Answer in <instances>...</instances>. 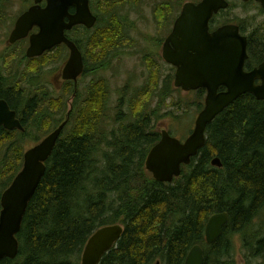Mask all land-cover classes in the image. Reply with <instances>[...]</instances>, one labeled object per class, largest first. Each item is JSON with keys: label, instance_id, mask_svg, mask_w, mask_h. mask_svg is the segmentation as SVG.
<instances>
[{"label": "trees", "instance_id": "trees-1", "mask_svg": "<svg viewBox=\"0 0 264 264\" xmlns=\"http://www.w3.org/2000/svg\"><path fill=\"white\" fill-rule=\"evenodd\" d=\"M129 2L90 0L95 26L67 34L82 53L84 72L76 87L65 84L53 114L46 116L49 108L42 103L34 115L39 104L27 97L39 87L35 78L27 77L26 69L9 68L10 74L19 73L27 81L21 94L4 89L0 99L16 113L24 131L0 130V179H5L0 196L21 169L30 144L69 118L16 235L18 255L0 264H78L89 236L112 224L124 231L99 264H184L188 251L203 244L209 216L223 212L228 223L221 236L205 246L204 264H234L229 237L236 234L243 235L250 263L263 257L264 238L259 237L264 234V101L250 94L239 97L207 126L204 147L180 178L170 185L152 181L144 160L159 141L158 119L152 125V118L171 98L170 80L161 90L158 63L147 57L145 84L133 89L129 80L107 111V79L102 77L130 48V28L122 18ZM170 13L169 2H163L154 9V18L168 19ZM240 30L249 34L245 68L251 70L264 61V24L252 30L245 24ZM57 50L64 58L65 47ZM134 90L139 91L136 96ZM194 94L203 97L204 91ZM150 100H155L154 106ZM215 157L221 169L211 167ZM259 217L263 226L255 228Z\"/></svg>", "mask_w": 264, "mask_h": 264}, {"label": "water", "instance_id": "water-1", "mask_svg": "<svg viewBox=\"0 0 264 264\" xmlns=\"http://www.w3.org/2000/svg\"><path fill=\"white\" fill-rule=\"evenodd\" d=\"M46 3L44 9L39 4ZM248 2L250 0H242ZM264 9V0H254ZM33 6L16 23L9 37L10 43L25 38L34 26L39 28L30 37L27 50L29 58L39 57L44 52L64 45L68 60L62 70L63 81H76L83 71L82 57L76 46L64 32L74 26L91 29L96 18L89 9V0H34ZM224 0H202L199 4L186 3L176 19L173 29L162 48V58L175 68L174 87L183 92L204 89V107L195 120L192 134L183 144L162 132L160 142L149 152L146 169L158 181L172 180L179 174L181 164H188L204 144V131L212 120L228 108L239 96L251 94L258 101H264V62L252 71L244 70L247 60V39L239 35L237 26L225 25L212 32L209 21L219 10L227 8ZM73 9V13L70 10ZM260 84H256V82ZM220 88L224 91L219 92ZM63 123L38 146L24 154L21 171L6 189L0 199V261L14 259L18 254L19 233L23 216L45 172L44 163L58 139ZM0 128L22 130L13 111L0 101ZM221 167L218 158L212 162ZM227 222L225 214L212 216L205 229L208 243H213L221 234ZM123 229L118 226L104 227L96 231L87 241L81 257V264H98L101 257L119 240ZM199 248L189 252L184 264H203Z\"/></svg>", "mask_w": 264, "mask_h": 264}, {"label": "rangeland", "instance_id": "rangeland-1", "mask_svg": "<svg viewBox=\"0 0 264 264\" xmlns=\"http://www.w3.org/2000/svg\"><path fill=\"white\" fill-rule=\"evenodd\" d=\"M164 1H169L171 7L175 9L177 5L181 6L184 2H197L199 0H130L129 5H127L124 10L125 14L122 15L124 23L126 22L130 28V48L122 57H120V60L113 62L112 67H110L104 75L108 80L105 81L109 95L107 111H111L114 108L118 91L129 80L132 83L133 89H138L145 84L148 76V73L145 72V58L151 57L156 63H158L159 58H161L160 51H162L164 40L169 34L166 30L167 18L166 20H157L153 16V11L157 4ZM229 1L232 3L230 10L227 13L220 14L218 21H213V26L226 24L228 20H233L234 23L239 22L241 24L250 22L252 28L264 24V14L260 13L254 5H244L240 3L239 0ZM31 3L32 0H0V56L5 52L7 38L12 29L13 22L20 13L31 5ZM15 50L16 48L11 50V52H14ZM57 54H60L58 58L63 56L62 51H58ZM67 59L68 56L62 64H53L51 61H44L42 69L39 72L36 71L32 74L39 75L40 77H38V79L46 84L48 88L57 91L61 86L59 80L60 73L66 64ZM2 67V60H0V68ZM89 69H91V66ZM101 69L102 68L99 70ZM158 70V86L161 90L164 87H168L167 79H169L173 93L171 94V98L166 101L165 105L158 112V117L152 118V125L157 119L159 120L162 117L157 122L158 131L160 128H166L174 137L184 139L188 135V133H186L187 127L189 126L190 130L193 128L194 120L198 113L197 109H199L197 108V105H202L204 97L197 98L195 94L183 93L180 90L175 92L173 87L174 72H172L164 63L163 65L161 63L159 64ZM96 73L90 72L89 74L94 75ZM56 76H58V78H56ZM138 92L139 91L134 90V95L136 96ZM58 95L59 94H56L55 96H57L56 99L58 103H60L62 99ZM149 102L154 106L155 100H150ZM179 102L183 103L185 107H182V104L180 105ZM112 114L114 113H109L108 115ZM171 126H173V129ZM41 131L43 132L44 130ZM4 181L5 179H0V186ZM262 222L263 218L261 219V217H259L254 222V227L263 226ZM251 231L252 230H250V232ZM262 238H264V234L259 237V239ZM242 240V234H236L235 236L232 235L229 237L232 251V262L234 264H243L244 262L242 259H244L246 264H264V254L262 253L261 255L263 257L255 259L254 263L248 261V253L243 249ZM78 264H80V259L78 260Z\"/></svg>", "mask_w": 264, "mask_h": 264}, {"label": "flooded vegetation", "instance_id": "flooded-vegetation-1", "mask_svg": "<svg viewBox=\"0 0 264 264\" xmlns=\"http://www.w3.org/2000/svg\"><path fill=\"white\" fill-rule=\"evenodd\" d=\"M32 5V4H31ZM30 8V7H29ZM28 8V9H29ZM27 9V10H28ZM27 10H24L25 12ZM23 11V12H24ZM22 12V13H23ZM20 13L18 15V17L22 14ZM17 17V18H18ZM16 18V19H17ZM15 19V21H16ZM14 21V22H15ZM13 22V23H14ZM0 60L1 57H0ZM10 63V61L8 62ZM6 62H4V60H2V68H0V91H3L4 89L5 90H9V89H12L13 91L17 92V93H20L21 94V91H22V86L26 84V81H27V78L19 73H12V74H7L3 77V75L5 74L6 70H7V64ZM55 64V63H53ZM53 70V69H52ZM51 70V71H52ZM99 71V70H98ZM56 78H58V76H56ZM60 80V79H59ZM61 82V80H60ZM62 88H65V83H62ZM3 89V90H2ZM85 93V91H84ZM84 93L81 94V97L84 96ZM1 96V95H0ZM77 97V96H76ZM27 100L28 101H31V100H34L37 104H39L38 108L35 110V113L34 115L36 116L39 112V110H41V106L40 104L44 103L46 106H48L49 108V112L46 114V116H49L51 114H53L52 112L55 110V105H57V108L61 105L60 103H58L57 100H55L54 97H52L48 92L44 91V90H41V91H38L35 95H29L27 97ZM56 108V109H57ZM71 111V109H70ZM45 117V116H44ZM69 118V114L67 115V120ZM24 124H29L27 122H25ZM48 128L46 129H43L44 131L47 130Z\"/></svg>", "mask_w": 264, "mask_h": 264}, {"label": "bare ground", "instance_id": "bare-ground-1", "mask_svg": "<svg viewBox=\"0 0 264 264\" xmlns=\"http://www.w3.org/2000/svg\"><path fill=\"white\" fill-rule=\"evenodd\" d=\"M3 90V89H2ZM97 99V98H96ZM62 133V132H61ZM61 133H60V135H61ZM60 137V136H59ZM219 159V158H218Z\"/></svg>", "mask_w": 264, "mask_h": 264}]
</instances>
